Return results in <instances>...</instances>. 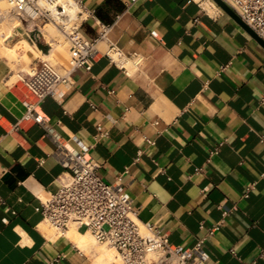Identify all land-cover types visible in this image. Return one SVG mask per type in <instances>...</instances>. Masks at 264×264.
Returning a JSON list of instances; mask_svg holds the SVG:
<instances>
[{"label":"crops","instance_id":"obj_1","mask_svg":"<svg viewBox=\"0 0 264 264\" xmlns=\"http://www.w3.org/2000/svg\"><path fill=\"white\" fill-rule=\"evenodd\" d=\"M82 1L95 12L84 33L110 29L96 43L91 71H74L38 104L48 128L23 121L14 129L22 101L33 100L17 75L37 67L39 54L0 51V264L59 256L55 264H97L96 247L82 250L40 226L37 207L65 174L52 135L75 150L88 147L105 182L120 178L140 222L193 248L196 264H264V48L215 3L208 11L207 0ZM23 32L13 29L8 42ZM30 43L51 49L44 31ZM110 45L128 56L125 70L107 57ZM61 48L53 56L63 70L69 45ZM223 210L221 228L196 248Z\"/></svg>","mask_w":264,"mask_h":264},{"label":"built area","instance_id":"obj_2","mask_svg":"<svg viewBox=\"0 0 264 264\" xmlns=\"http://www.w3.org/2000/svg\"><path fill=\"white\" fill-rule=\"evenodd\" d=\"M67 1L75 10L72 16L67 14L63 0H0V4L8 5L6 12L0 9V19L18 22L32 43L37 44L43 36V27L51 24L61 31L69 45L68 65L62 71L47 61H40L29 72L18 73L19 82L33 100L22 101L24 111L14 129L23 121L36 122L48 128L44 115L37 111L38 104L53 97L59 85L66 83L74 71H91L96 43L105 39L110 29V25H102L96 37H88L83 24L86 19L95 18V12L88 9L82 0ZM225 1L264 40V0ZM106 55L114 62L113 55H116V63L126 69L123 62L128 56L114 45L109 46ZM135 59V65L141 61L137 57ZM224 70L222 67L220 73ZM143 138L149 146L156 144L154 139ZM52 139L65 174L60 178V187L48 199L41 201L37 210L42 216L41 221L56 236H64L71 226L84 227L98 244L115 251L119 264H196L193 248L173 245L161 227L140 222L139 209L126 203L121 196L120 178L114 183L105 182L98 173V163L89 155L88 147L82 145L75 150L59 141L57 135H52ZM221 145L215 146L211 153H217ZM253 188L254 183L247 185L244 197H248ZM227 215L228 211L223 210L222 219L206 228V234L196 240V248L202 247L205 238L221 228ZM59 257L48 264H55Z\"/></svg>","mask_w":264,"mask_h":264},{"label":"bare ground","instance_id":"obj_3","mask_svg":"<svg viewBox=\"0 0 264 264\" xmlns=\"http://www.w3.org/2000/svg\"><path fill=\"white\" fill-rule=\"evenodd\" d=\"M197 1H200V0H197ZM208 1L212 5H214L213 4L214 2L211 1V0H207V2H205L203 5H204V7L208 11H211L210 6L208 4L209 3ZM63 2H66L65 8H66L67 14L70 15V16H72L75 13V10L70 7V5L68 4V1L67 0H63ZM0 9L2 11H4V12L7 11V8H4V7H3V9H2V7ZM0 24L2 25V27L0 29V51H2L5 56H9V55H16V56H18V53L19 52H23V54H24L23 57L25 59H28L26 57V51L33 50V49L35 51H37L32 46V44L30 43V41L28 39V35L25 32H23V37L24 38L20 39L18 43H14L13 45H10V46L9 45H6L5 43L3 44V42H5L6 40H8L12 36L13 29H15L16 27L18 28L19 23L16 22V21H10V23H8V22L7 23H4V21L2 22V20H1L0 21ZM55 30L61 33V31L58 30V28L55 27L54 25L53 26H48V31L47 32L44 30L45 36L47 38V41H49L51 43V49L47 53H42V52H40V53H42L41 55H43L44 59H47V60H51L52 57H53V55H54V52L59 48L58 43L57 42L55 43L54 36H52L55 33L54 32ZM55 37H56V35H55ZM113 58H114V60L116 62L118 61V58H117L116 55H113ZM47 60H45V62ZM125 63H126V61L123 62V66L124 67H125ZM126 65H127V63H126ZM127 67H129V64L127 65ZM40 226L48 231V229H47L48 227L43 222L41 223ZM38 232H40V231H38ZM47 235H48V237H52L51 231H48V234ZM65 236L67 238H69L78 248H80L82 250L90 251L92 248L96 247L95 246V243H94V238H92L91 234L90 233H88V234L79 233V232L76 231L75 226H71L69 228V230L65 232ZM49 239H51V238H49ZM96 248L100 252L99 253V256L96 259V263L97 264H110L112 262H116V263L119 262V260L117 259L116 255L114 254V250L113 249H111L109 247L107 248L106 246L104 248H99V247H96Z\"/></svg>","mask_w":264,"mask_h":264},{"label":"rangeland","instance_id":"obj_4","mask_svg":"<svg viewBox=\"0 0 264 264\" xmlns=\"http://www.w3.org/2000/svg\"><path fill=\"white\" fill-rule=\"evenodd\" d=\"M212 1V0H211ZM2 7V9H3V7L4 8H8V5H6L5 3H1L0 4V8ZM0 21H1V19H0ZM4 21V23H10V21L8 20V19H2V22ZM3 24V23H2ZM48 25V24H47ZM47 25H45L44 27H43V31L45 30L46 32L48 31V26H53V25H51V24H49L48 26ZM1 27H2V25L0 24V29H1ZM17 28V27H16ZM15 28V29H16ZM18 28H22V26L19 24L18 25ZM14 29V30H15ZM59 30V29H58ZM55 33L52 35V36H54V39H55V43L57 42L58 43V45H59V50H61L62 48H61V45H63L64 47H67L68 46V42H67V39L65 38V36L63 35V34H61L60 32H58V31H54ZM55 35H56V37H55ZM59 37H58V36ZM63 35V36H62ZM64 38V39H63ZM64 41H63V40ZM6 44V45H12L13 44V42L12 41H10V42H8V40H6L5 42H3V44ZM38 54H39V56H40V59L42 60V61H45V60H47V59H44V57H43V55H41L42 53H40L39 51H36ZM44 52L45 53H47L48 52V49L47 48H45L44 49ZM67 55H68V57H69V51H68V53H67ZM47 62L53 67V68H55L56 70H58V71H62V69L59 67V64H58V62H57V60H56V58L53 56L52 57V59L51 60H47ZM27 72H29V70H26ZM17 74V73H16ZM48 229V231H51V235L52 236H56L55 235V233L52 231V229H50V228H47ZM94 243H95V245H96V247H99V248H104L105 246H103V245H100V244H98L95 240H94ZM102 246V247H101ZM108 248V247H107ZM114 254H115V251H114ZM116 255V254H115ZM118 264H119V262H118Z\"/></svg>","mask_w":264,"mask_h":264},{"label":"water","instance_id":"obj_5","mask_svg":"<svg viewBox=\"0 0 264 264\" xmlns=\"http://www.w3.org/2000/svg\"><path fill=\"white\" fill-rule=\"evenodd\" d=\"M212 1L264 48V40L260 38L246 23L241 20V18L236 14V12L228 5L225 0Z\"/></svg>","mask_w":264,"mask_h":264}]
</instances>
